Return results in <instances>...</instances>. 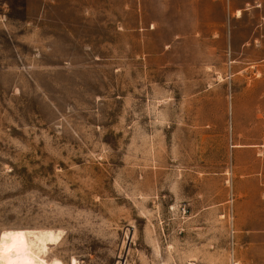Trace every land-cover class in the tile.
<instances>
[{
  "label": "rangeland",
  "instance_id": "rangeland-1",
  "mask_svg": "<svg viewBox=\"0 0 264 264\" xmlns=\"http://www.w3.org/2000/svg\"><path fill=\"white\" fill-rule=\"evenodd\" d=\"M8 230L47 264H264V0H0Z\"/></svg>",
  "mask_w": 264,
  "mask_h": 264
},
{
  "label": "bare ground",
  "instance_id": "bare-ground-1",
  "mask_svg": "<svg viewBox=\"0 0 264 264\" xmlns=\"http://www.w3.org/2000/svg\"><path fill=\"white\" fill-rule=\"evenodd\" d=\"M33 235L31 239L30 232L26 230L3 232L0 238V264H47L41 253L47 251L48 241H53L55 234L45 231Z\"/></svg>",
  "mask_w": 264,
  "mask_h": 264
}]
</instances>
